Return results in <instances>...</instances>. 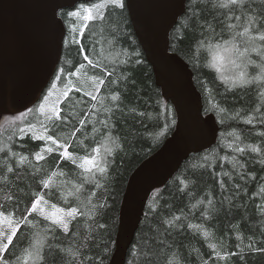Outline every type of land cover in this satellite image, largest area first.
<instances>
[{
    "label": "trees",
    "instance_id": "16d2710c",
    "mask_svg": "<svg viewBox=\"0 0 264 264\" xmlns=\"http://www.w3.org/2000/svg\"><path fill=\"white\" fill-rule=\"evenodd\" d=\"M102 1L59 12L66 36L51 83L40 102L12 116L13 122L1 123L9 116H0V212L13 218L14 226L21 222L13 246L0 254L8 257V264L22 261L35 236L44 235L49 222L43 217L27 216L35 227L22 219L40 196L49 206L78 208L68 233H47L52 252L46 247V255H54L56 264H110L129 178L176 127L175 109L156 85L125 0L123 8L108 3L102 13L83 19L84 10L96 9ZM224 2L190 0L170 35L171 51L194 73L204 114L217 118L218 141L191 155L167 185L153 192L127 264H264V84L232 87V80L225 82L213 61L215 45L233 39L232 33L242 32L239 26L249 19L264 20V0H242L233 10L220 7ZM74 12L80 15L74 17ZM229 24L236 27L229 29ZM243 39L236 37L237 43L243 44ZM249 55L261 62L254 52ZM242 70L237 67L233 78ZM247 72L248 79L259 74L254 65ZM53 88L69 93L59 105L60 119L50 120L45 132L67 145L76 164L61 158L64 149L57 145L37 161L36 154L48 142L27 131L42 125L39 109L52 98ZM86 93L97 95V100ZM113 95L118 99L113 101ZM85 156L96 158L98 166L106 164L107 172L96 171L94 180H85L89 174L77 167ZM22 157H27L23 163ZM53 172L45 188L43 181Z\"/></svg>",
    "mask_w": 264,
    "mask_h": 264
},
{
    "label": "water",
    "instance_id": "95a60500",
    "mask_svg": "<svg viewBox=\"0 0 264 264\" xmlns=\"http://www.w3.org/2000/svg\"><path fill=\"white\" fill-rule=\"evenodd\" d=\"M97 0H0V116L36 106L60 64L66 28L59 12ZM190 0H125L136 37L156 85L177 114L161 148L132 173L123 196L110 264H127L150 197L168 184L191 155L213 148L220 126L204 114L190 65L170 49V35Z\"/></svg>",
    "mask_w": 264,
    "mask_h": 264
},
{
    "label": "snow or ice",
    "instance_id": "6c2138e0",
    "mask_svg": "<svg viewBox=\"0 0 264 264\" xmlns=\"http://www.w3.org/2000/svg\"><path fill=\"white\" fill-rule=\"evenodd\" d=\"M109 3L123 8L124 3L123 0H109ZM242 4V0H226V2L222 3L220 7L222 8H228L230 10H233L236 7H240ZM85 15L83 16V19L85 20H91V9H86ZM72 16L76 17L79 16L80 13L74 12L71 13ZM102 18V17H101ZM87 27V25H85ZM236 27L234 24H229L228 28L232 29ZM239 27H243L242 32H233V39L226 40L223 45L217 44L215 47L217 49L223 48L224 51H227L229 53H232L235 56V59H231V63L235 65L238 68L244 69L240 71L234 78H232V87H243L247 88L250 84H253L255 82H258L260 84H264V20H252L249 19L247 24L240 25ZM214 31V29H213ZM81 35H83V32H81ZM236 37H243V44L237 43ZM259 41V44H256L254 42ZM250 52H254L257 57L260 58V63H256L251 56L249 55ZM85 59L87 60L88 57L85 56ZM219 57L217 55H213V61L215 62ZM89 63L91 64L92 61L89 60ZM249 65H254L256 69L259 70L258 75H254L251 79H248V72L247 68ZM227 82V81H226ZM100 84L103 85L104 81L101 79ZM65 96H67V93H64ZM86 95H89L92 100H97V95H92L91 93H86ZM113 101L117 100L118 97L113 95L111 97ZM44 108L43 105L41 106L40 111L43 112ZM53 113L55 114L56 119H60L59 111L56 109H52ZM249 123L251 121H248ZM81 126H83L84 121H80ZM105 127H107V124L105 123ZM95 131V129H93ZM23 131V130H21ZM76 131V129H73V133ZM34 139L38 138L41 140L51 141L52 144L57 145L59 148H63L64 150L60 153L61 158H67L71 159V162L73 164H76V160L72 158L71 154L67 151V145L61 144L55 137L48 135V136H40L36 137L33 136ZM44 151H47L48 153H51L53 149L51 147H46L45 149H41L39 153L36 154V160L39 161L43 159L41 153ZM93 151L96 153L97 157L99 156L100 149L96 148L93 149ZM237 151L244 152L243 148H238ZM252 151H257L256 148H252ZM108 154L111 155V150H108ZM27 157L21 158V163L26 160ZM78 168L82 169L85 173H88V176H85V180H89L90 177L92 180H94V173L98 171L101 174H104L107 172V166L104 163H101L99 166L97 165V159L90 156H85L82 158V161L77 165ZM56 175L55 172L49 176L48 179L43 181V186L45 188H49L51 184L52 177ZM76 192L80 191L79 185L75 186ZM69 196L75 195L73 192L68 193ZM43 201V205L42 202ZM48 202L44 199L43 196L38 197L35 199L34 203H32L30 209L27 210L26 215L22 218L23 221L26 224H29L32 227H35L34 221L27 220V216L32 215L33 213L38 214L39 216L43 217L44 221L49 222L48 225L45 226L44 229V235L37 234L35 238L30 242L31 247L28 249H25V257L22 259V261H19L18 264H29L31 261V264H56L55 256L52 255L49 257L45 253V248L47 247L48 252H52V246L47 243V233L52 232L55 233L56 230H61L64 233L69 232V225L72 222V220L76 219V216L78 214V208L77 207H71L69 210H65L64 208L57 207L56 205H51V211L48 210ZM4 213L0 212V216H3ZM20 221H16V226H12L11 220L9 221V234L0 233V237H3L0 239V254L8 252L10 246H13V240L17 235V232L20 227ZM103 227V225H101ZM196 227V226H193ZM205 236H208V233H204ZM59 251V250H57ZM0 264H8V257L0 255Z\"/></svg>",
    "mask_w": 264,
    "mask_h": 264
},
{
    "label": "rangeland",
    "instance_id": "374dc122",
    "mask_svg": "<svg viewBox=\"0 0 264 264\" xmlns=\"http://www.w3.org/2000/svg\"><path fill=\"white\" fill-rule=\"evenodd\" d=\"M108 3H109V0H104V1L100 2V4L97 5V6H99L98 7L99 10H98V8L91 9L92 10L91 11L92 17L94 16V14L98 13V11L99 12L101 11V13H102V11L106 7V4H108ZM101 7H104L103 10H101ZM87 21H89V20H87ZM214 54L219 57V59H217L214 62L215 68L218 71H220L219 72L220 77L225 82L227 81L228 83H230L232 78H233V76H234V74H235V71L237 69V67L231 63V59H235V56L233 57L232 53L224 51V49H220V50L216 49ZM64 93H67V95H68L69 91L67 89L66 90H59V89H55V88H53L50 91V94L52 95V98L48 99V100H45L43 102V104H42L43 108H44L43 112L40 111L41 107L39 109L40 115L42 117L40 124H42V125L37 124L38 126H36V127L35 126L34 127H29L27 129L28 132H33V134L36 137L47 136L46 132H45L46 125H47V123L50 120L55 118V114L53 113L52 109H56L57 111H59L58 108H59L60 103L62 102V100L64 98H66ZM14 120H15V118L12 117V116L4 117V118L1 119V123L7 124V123H10V122H13ZM46 142H48V147H51L52 149L55 148V145L52 144L51 141H46ZM41 203L43 205V201ZM47 207H48V210L51 211L50 206L47 205ZM10 220L12 222V226L15 227L14 226L15 223H14L13 218L7 217V216H0V233H4L5 235L9 234V221ZM2 238L3 237H0V239H2Z\"/></svg>",
    "mask_w": 264,
    "mask_h": 264
},
{
    "label": "bare ground",
    "instance_id": "6f19581e",
    "mask_svg": "<svg viewBox=\"0 0 264 264\" xmlns=\"http://www.w3.org/2000/svg\"><path fill=\"white\" fill-rule=\"evenodd\" d=\"M207 151V150H206ZM203 153V152H202ZM199 154V153H198ZM195 155V154H194Z\"/></svg>",
    "mask_w": 264,
    "mask_h": 264
}]
</instances>
